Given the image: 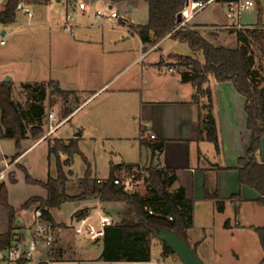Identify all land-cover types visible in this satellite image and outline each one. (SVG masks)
<instances>
[{"label": "crops", "instance_id": "crops-1", "mask_svg": "<svg viewBox=\"0 0 264 264\" xmlns=\"http://www.w3.org/2000/svg\"><path fill=\"white\" fill-rule=\"evenodd\" d=\"M197 1L209 2V4L196 15L188 27L198 31L215 46L225 48L229 42L230 45L237 47V31L264 29V0ZM238 1H253L254 6L243 17L228 18L229 5ZM62 3L56 0L54 4ZM123 6L128 13L138 8V5ZM33 9L36 8H32V11ZM204 14L206 16H203ZM85 19L86 17L80 18L73 27L72 33H68L69 42L64 43L61 40L60 42L63 43L58 47L60 53L57 63L64 67L69 66V81L67 80L66 84L71 85L69 88L59 90L72 93L73 97V94H88L82 104L75 103L78 106L70 111L65 120L70 123L76 113L81 108L84 111V107L93 104L94 98L101 92L104 94L111 91L107 100L100 104L101 108H106V111L99 115L103 117L108 113L109 116L115 117L113 122L104 125L105 128L132 135L131 139H127L121 137L123 135L121 134L118 140H132L135 159L137 156L134 162H123L119 166H113L111 173L114 172L115 178H120L121 175L128 177L140 166L146 171L151 163L161 169L174 172L177 181L168 192L174 194L183 189L187 200L192 203L193 225L186 232V238L200 259L205 264H260L264 253L254 229L264 227V205L257 203L258 195L254 190L240 183L239 173L236 170L239 159L245 156L250 144V135L246 128L245 99L230 83L218 84L212 76H208L202 89L210 91L211 100L199 96V100L195 101V88L190 84L182 83L178 72L167 73L159 65L163 55L165 57L178 55L174 52L177 46L185 45L173 41L170 36L157 43L153 41L143 44L139 35L125 26L119 27L117 31H105L106 23L101 26L92 22L82 25L81 20ZM96 20L101 19L96 18ZM60 23L61 20L56 25L48 26L54 38L67 36V32L60 29ZM147 23L142 26H146ZM32 25L33 20L30 24L28 22L25 24L28 28ZM108 27L113 28V26ZM9 37L8 33V40ZM150 38L153 39L152 36ZM132 41L133 46L128 45V42ZM157 45V49L151 51ZM188 53L184 57L191 56L189 48ZM5 73L7 72H2L3 78L0 82L5 81ZM117 73L123 76L120 77ZM10 79L20 88L26 85L25 82L17 81L13 77ZM42 82L60 85V82L54 78L45 79L40 83ZM78 83L87 84V87L77 88ZM91 85H95L94 88ZM113 87L115 89L110 90ZM11 97L14 101L13 90ZM232 99L237 102V109L228 102ZM210 103L217 129V145L199 138L201 119L207 113L204 107L209 106ZM31 128L32 125L27 126V135L21 142V150L16 149V154L20 153V156L11 162L15 164L10 170L16 167L27 171L23 162L28 154L42 144H46L48 148V143L44 141L27 146ZM87 131L86 127L82 128L72 138H76L78 133L83 137ZM149 135L155 136V139L149 140L147 138ZM7 141L9 140L0 138V157L2 156L4 162L16 155L12 157L5 154ZM159 143L164 144L163 152L153 158L151 145ZM259 161L264 162V139L261 142ZM127 166L134 167L132 173L126 170ZM96 179L105 181L109 178ZM46 197L47 192L44 197L39 198ZM76 203L79 205L74 209V213L94 214L100 207L114 224L120 223L122 213L125 211V208L121 207L123 204L119 203H102L100 206H97L96 200ZM115 212L120 213L119 216H111V213ZM51 215L55 225L60 228L53 247L47 250L39 246L33 261L25 264H131L101 261L103 241L93 243L86 238H77L71 230L69 231L73 235H69L68 238L66 235L69 231L64 228L65 224H58L55 221L53 211ZM17 226H20V229L17 233L14 232L16 235L14 241L24 240L22 233L25 221L21 219L20 225ZM160 244L162 258L163 244L161 242ZM96 247L99 249L94 251ZM172 255L175 256L174 254L169 256ZM252 257L253 261H251ZM148 263H151V259ZM157 263L161 262L154 261V264Z\"/></svg>", "mask_w": 264, "mask_h": 264}, {"label": "trees", "instance_id": "trees-1", "mask_svg": "<svg viewBox=\"0 0 264 264\" xmlns=\"http://www.w3.org/2000/svg\"><path fill=\"white\" fill-rule=\"evenodd\" d=\"M51 0H5L0 13V22L5 27L16 23L21 3L31 8L47 6ZM73 5L77 0H61ZM114 6L126 5L132 7L137 3H144L148 9V23L146 26L132 27L143 44L159 42L170 35L173 41L186 45L191 56L176 57L185 71L178 72L181 82L192 85L196 90L195 101L199 96L211 100L209 90H203L208 76H212L218 84L230 83L234 90L245 99L246 128L250 135L249 148L243 158L238 161L240 183L254 190L258 195L257 203L264 205V162L259 161L261 142L264 139V29L257 28L248 31H237V47L228 49L215 46L204 38L198 31L190 27L178 29L177 16L185 8V0H102ZM153 37V39L150 38ZM258 55V56H257ZM11 82L0 83V138L15 141L17 150H21V142L26 139L27 126L32 125L30 134L37 138L42 131L44 108L40 105L45 100V85L40 87V99L29 98L23 106L12 100ZM55 93L66 97L72 93L57 90V84L49 82ZM31 89V85L23 86ZM37 89H34L35 92ZM35 101L37 103H35ZM68 103V99H65ZM206 115L201 119L199 138L206 139L217 145V129L212 116L211 103L204 107ZM70 111L67 112V115ZM164 144L151 145L153 158L163 152ZM49 157L56 159V177L49 176L45 182L33 180L26 170L25 182L39 185L47 192V197L31 198L19 209L27 212L33 209L41 211L45 221L54 225L51 212L59 209L62 204L100 201L101 203H119L125 206L121 221L106 229L103 239L101 261L106 263H134L150 262L153 236L150 229H167L178 234L188 243L186 232L192 228V203L187 200L185 191L178 190L170 194L168 189L177 181L176 174L155 166L153 163L146 170L144 181L148 184L145 195L140 193H125L120 186L114 184V172L105 181L93 177L91 166L82 155L78 147V139L71 140L68 146L59 141L48 143ZM67 156L65 162L60 156ZM82 156L86 165L84 177L79 179V193H68V175L65 168L71 165L74 156ZM20 153L13 158H19ZM130 173L133 166L125 167ZM132 173L131 175H133ZM0 210L7 214L10 223L7 232L0 234V251L6 249L15 239L13 224H16L18 210L9 204L8 188L0 185ZM150 212L152 214H150ZM172 219L170 221L169 219ZM17 230L20 227L16 228ZM261 248L264 253V227L255 228ZM189 244V243H188ZM195 251V249H193ZM196 252V251H195ZM173 252L163 244L162 258L165 259ZM20 261L17 264H25ZM260 264H264V258Z\"/></svg>", "mask_w": 264, "mask_h": 264}, {"label": "rangeland", "instance_id": "rangeland-1", "mask_svg": "<svg viewBox=\"0 0 264 264\" xmlns=\"http://www.w3.org/2000/svg\"><path fill=\"white\" fill-rule=\"evenodd\" d=\"M136 5H138V8L134 9L131 13H128L123 5L115 6V10L121 17L131 19L136 26H142L146 24L148 20L147 6L144 3H138L134 4L132 7H136ZM71 7H73L72 4ZM67 10H69V13H71V10L68 9L67 4L64 2L61 5L54 4L52 7H39L33 9V25L29 28L25 26V24L27 23L26 18L19 13L17 15L16 24L11 28H7V32L10 34L7 46L4 48H0V79L3 78L1 77L2 72H7L5 73L6 77L4 78V80H6L8 77H13L17 81H22L25 82L24 84L26 85H31V89L26 90L23 87L20 88V86L15 85L13 81H11V88L13 90V99L15 103L26 106V104H30L28 102V97H34L36 100H39L41 93L39 91L40 87H42V84L45 85V100L40 104L45 111L44 117L42 119L43 133L37 138H34L30 135L27 146L35 144L36 142H43L44 138L48 134V117L52 111H55L57 113L59 120L65 119L68 116L67 112L72 111L73 108L78 106L75 103L80 102L82 104L88 96V94H73V97L70 94L69 96L62 97L55 93L53 86H49V82L40 83L45 79L49 80L50 78H54L55 80H58V82H60V85H58L56 88L57 90L61 88L65 89L71 87L69 83L66 84V81H69V66L64 67L61 64L57 63V57L60 53L58 51V47L63 42H69V34L66 33L67 36L63 38H54L53 35H51L53 32L49 31L48 28L49 24L56 25L58 22H60V20H62L63 18L62 16L66 13ZM98 10L107 13V3L102 0H95L92 1L90 5L88 4L86 19L81 20L82 25L90 22H92V24L94 25L99 24L98 26L104 25V20H96L95 13ZM205 13L207 15V12ZM245 13L246 12L242 13L241 16L243 17ZM206 15L204 14L203 16ZM119 27H121L119 22L113 24V28H109L105 25V31H117L120 29ZM13 32L15 34H12ZM61 40H63V42H60ZM132 44L133 41L128 42V45L133 46ZM225 48L234 49L236 47L230 45L228 42ZM174 52L182 56L189 54L186 45L177 46ZM178 55L172 54L167 57L163 55L159 62L160 67L162 68L163 66H168L174 68L176 72L185 71L186 69L180 66L179 62L176 59ZM122 76L123 74H120V77ZM0 83H2V81ZM92 86L94 88L95 85H91V87ZM76 87L81 89L87 87V84L84 85V83H78L76 84ZM115 87L111 88L110 90L115 89ZM34 89H37V92H35ZM110 92L111 91L104 94H102L103 92H101L100 94L102 95L99 96V94L98 96H96L94 98L95 101L93 102V104H91L89 107H84V111H82L83 108H81L76 113V116H73L74 118L70 123H67L66 125L61 127L55 134L44 140V142L46 143L59 141L63 145L68 146L71 140L77 139L75 137L72 138L74 134L82 128L86 127L88 129L87 134L81 137V139H78V147L82 155L90 164L93 177L99 179L109 178L113 166H119L123 164V162H134V160L137 159V156L135 159V155H133V152H135L133 150L134 142L132 140H118L121 134H123L121 135V137L124 136L127 139H131L132 135H129L130 133H127V135H125L124 133L115 132L111 128H105L104 125L113 122L115 117L109 116L108 113L104 114L103 117L99 115L100 113L106 111V108H101L100 104L104 103L107 100ZM65 99H68L69 103H65ZM37 102L35 101V103ZM228 102L233 104L237 109L236 101L232 99ZM4 150L7 156L13 157L16 154L15 141H7V143H5ZM67 159L68 158L65 155L60 156V161L62 163ZM9 161H14V158L7 160L8 163ZM4 164L5 162L1 156L0 170L4 168ZM23 165L27 169L29 176L34 180L45 182L49 176L56 177V159L54 156L49 157L46 144H42L35 150L31 151L24 160ZM70 171L74 173V176L68 175ZM65 172L68 175V193H70L71 195L78 194V180L83 178L86 172V165L82 156H74L71 160V165L65 168ZM145 175L147 176V174ZM7 176L8 177L0 182V185L4 183L7 187V184H9V186L7 187L9 204L13 208L17 209L18 212H20V214L17 215V220L23 219L25 221V227L22 235L25 238L24 240L29 243L30 230L28 226L32 222V215L35 210L33 207L32 210L24 213L19 211V209L21 205L30 198L41 196L44 197L46 195V191L39 185L27 184L25 182V173L23 172V168L17 169L15 167L8 172ZM119 179L125 180L127 179V177H122L121 175ZM147 188L148 184L146 183V181L142 180L131 193H140L142 195H145ZM78 205L79 204H77L76 202H68L62 204L59 209L53 211L55 221L58 224L67 225L70 222L72 214L74 213V209ZM121 207L125 208L124 205H122ZM119 214L120 213L115 212L111 213V216L116 217L119 216ZM7 217V214L0 210V234H4L9 228L10 223H8ZM12 227L14 228V232L17 233L18 230L16 228L20 226L13 224ZM71 233L72 232L69 231V234H67L66 236H68L69 238V235H73ZM96 249L99 248H94V251H97ZM259 249H261L260 246ZM160 254L161 244L159 241L154 240V242L152 243L150 264H154V261L156 260H159L161 263L164 262L165 264H183L176 255H172L163 259L161 258ZM253 260L254 259L252 257L251 261Z\"/></svg>", "mask_w": 264, "mask_h": 264}, {"label": "built area", "instance_id": "built-area-1", "mask_svg": "<svg viewBox=\"0 0 264 264\" xmlns=\"http://www.w3.org/2000/svg\"><path fill=\"white\" fill-rule=\"evenodd\" d=\"M56 0H51L47 7H52ZM92 0H82L76 1L71 5L67 4L69 10L63 15V18L60 23V29L63 32H71L73 27L78 23L80 18L86 17L88 4ZM5 0H0V13L3 10V5ZM209 2H199L190 0L188 6H185L184 10L180 13L182 17V21L179 24L178 29L182 27H187L189 23L198 15L201 11H203ZM254 6L253 1H238L231 3L228 7V18H240L242 13L249 11ZM108 12L96 11L95 17L97 19L104 20L107 26H113V24L119 22L120 26H125L129 28V30L136 26L131 19H127L125 17H121L119 13L115 10V6L107 3ZM112 7V9H110ZM18 13L22 14L27 22L30 24L34 18V14L32 8L27 6L24 3H21L17 8ZM137 27V26H136ZM5 32V35H3ZM170 36V35H169ZM8 44V32L7 27H5L0 22V48L6 47ZM158 47L154 46L151 51L156 50ZM145 55L142 56L144 58ZM162 70L167 73L173 74L176 73L174 68L163 66ZM68 120L62 119L59 120L57 113L52 111L48 117V134L44 138V140L51 135L55 134L61 127L66 125ZM149 140H154L155 136L149 135L147 137ZM43 140V141H44ZM15 164L5 162L3 171L0 172V182L3 181L11 169V167ZM146 171L144 167H138L133 175H129L127 179L121 180L117 178L114 181V184L120 186L125 193H131L133 189L144 180ZM102 203L97 201V206H100ZM150 214H152L150 212ZM172 221V219H169ZM115 224L112 219L107 215L100 207H98L94 214L88 213H74L71 216L70 222L65 225V229L71 230L77 238H86L87 240L93 243H99L103 241L106 233V229L109 227H113ZM30 230V240L27 243L25 240L17 239L13 241L10 246L6 249L0 251V263H9V264H17L20 261L30 262L35 258V253L39 246H43L45 249L49 250L53 247L56 237L60 231V228L55 224H51L43 218L41 211H35L32 215V222L28 226ZM131 264H149L146 262H134ZM164 264V263H157Z\"/></svg>", "mask_w": 264, "mask_h": 264}, {"label": "water", "instance_id": "water-1", "mask_svg": "<svg viewBox=\"0 0 264 264\" xmlns=\"http://www.w3.org/2000/svg\"><path fill=\"white\" fill-rule=\"evenodd\" d=\"M185 1V6H188L190 0ZM57 2L60 3L61 0H57ZM110 9H112V7H110ZM181 21L182 17L179 14L177 16V23L180 24ZM3 35H5V32H3ZM5 82H11L10 77H8ZM80 137L81 133H78L76 135V138ZM17 225H20V220H17ZM150 231L152 233L153 238L161 242L162 244H165L173 252V254L176 255L182 261L183 264H205L200 259L197 252H195L193 248H191V246L182 238H180L175 232H172L167 229H150Z\"/></svg>", "mask_w": 264, "mask_h": 264}]
</instances>
